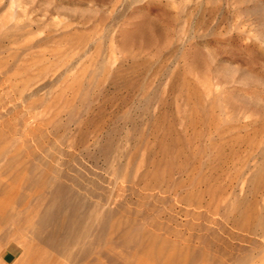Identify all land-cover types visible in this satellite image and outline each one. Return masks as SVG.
<instances>
[{
	"label": "rangeland",
	"instance_id": "374dc122",
	"mask_svg": "<svg viewBox=\"0 0 264 264\" xmlns=\"http://www.w3.org/2000/svg\"><path fill=\"white\" fill-rule=\"evenodd\" d=\"M0 264H264V0H0Z\"/></svg>",
	"mask_w": 264,
	"mask_h": 264
}]
</instances>
